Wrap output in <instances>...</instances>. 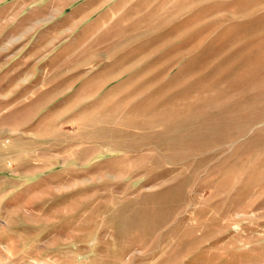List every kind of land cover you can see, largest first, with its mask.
Returning a JSON list of instances; mask_svg holds the SVG:
<instances>
[{
  "label": "rangeland",
  "instance_id": "rangeland-1",
  "mask_svg": "<svg viewBox=\"0 0 264 264\" xmlns=\"http://www.w3.org/2000/svg\"><path fill=\"white\" fill-rule=\"evenodd\" d=\"M93 9L39 113L0 22V264H264V0Z\"/></svg>",
  "mask_w": 264,
  "mask_h": 264
},
{
  "label": "crops",
  "instance_id": "crops-1",
  "mask_svg": "<svg viewBox=\"0 0 264 264\" xmlns=\"http://www.w3.org/2000/svg\"><path fill=\"white\" fill-rule=\"evenodd\" d=\"M3 1L4 5L0 7V22L5 24L4 33L10 36L6 50L20 51L13 54L15 62L11 63L19 65L25 71L9 76V81L14 84L7 97L29 98L25 103L39 106L40 109L36 113L42 112L45 105L49 106L53 99L69 91V86H64L59 93V85L51 84L50 75L44 73L45 65L54 64L57 58L55 52L60 44H65L62 42L64 36L75 32L78 27L84 25L86 19L95 14L93 8L98 0L87 1L89 3L85 10L77 7L66 11L65 14L53 6L51 0L49 4H43V0ZM104 80L93 78L86 87L91 92H96L105 86ZM45 95L50 97L49 102L42 101Z\"/></svg>",
  "mask_w": 264,
  "mask_h": 264
}]
</instances>
